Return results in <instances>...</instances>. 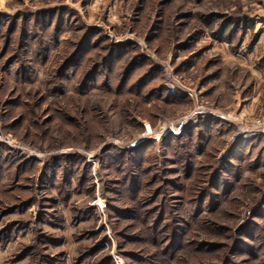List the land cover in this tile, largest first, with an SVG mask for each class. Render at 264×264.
<instances>
[{"label": "rangeland", "instance_id": "1", "mask_svg": "<svg viewBox=\"0 0 264 264\" xmlns=\"http://www.w3.org/2000/svg\"><path fill=\"white\" fill-rule=\"evenodd\" d=\"M258 120L264 0H0V264H264Z\"/></svg>", "mask_w": 264, "mask_h": 264}, {"label": "built area", "instance_id": "2", "mask_svg": "<svg viewBox=\"0 0 264 264\" xmlns=\"http://www.w3.org/2000/svg\"><path fill=\"white\" fill-rule=\"evenodd\" d=\"M149 127V126H148ZM244 126H242V128H243ZM259 128H264V122L262 121V120H258V121H256V124L254 125V127H253V129H246V128H243L242 129V133H248V134H250L251 135V133H258V132H263L262 130H260ZM147 133H150V132H148V128H147V132H146V134ZM157 133V132H156ZM146 134L144 135V136H146ZM152 134V133H151Z\"/></svg>", "mask_w": 264, "mask_h": 264}, {"label": "bare ground", "instance_id": "3", "mask_svg": "<svg viewBox=\"0 0 264 264\" xmlns=\"http://www.w3.org/2000/svg\"><path fill=\"white\" fill-rule=\"evenodd\" d=\"M148 129H149L148 132H150V133H147V134H146V137H149V138H150V137H152L153 135L155 136L156 133L152 130V128H151L150 126L148 127ZM163 132H164V130L161 131L160 133L162 134ZM151 133H152V134H151Z\"/></svg>", "mask_w": 264, "mask_h": 264}]
</instances>
